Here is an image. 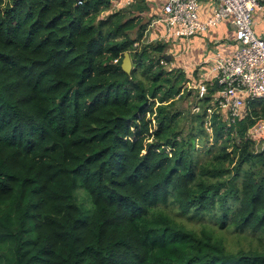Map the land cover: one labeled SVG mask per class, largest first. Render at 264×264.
<instances>
[{
  "label": "trees",
  "instance_id": "obj_1",
  "mask_svg": "<svg viewBox=\"0 0 264 264\" xmlns=\"http://www.w3.org/2000/svg\"><path fill=\"white\" fill-rule=\"evenodd\" d=\"M112 2L0 0V264H264V99L233 122Z\"/></svg>",
  "mask_w": 264,
  "mask_h": 264
},
{
  "label": "built area",
  "instance_id": "obj_2",
  "mask_svg": "<svg viewBox=\"0 0 264 264\" xmlns=\"http://www.w3.org/2000/svg\"><path fill=\"white\" fill-rule=\"evenodd\" d=\"M209 6L211 13L203 19L201 11ZM258 11L264 13V0H168L152 21L154 26L165 27L162 38L167 40H189L213 31L225 21L234 27L238 47L235 53L226 58L217 55L213 65L205 63L210 73L194 87L201 99L218 82L212 105L233 121L249 102L264 99V38L254 29Z\"/></svg>",
  "mask_w": 264,
  "mask_h": 264
},
{
  "label": "rangeland",
  "instance_id": "obj_3",
  "mask_svg": "<svg viewBox=\"0 0 264 264\" xmlns=\"http://www.w3.org/2000/svg\"><path fill=\"white\" fill-rule=\"evenodd\" d=\"M132 4L133 5L139 4V6H142L143 10H144L143 14L138 9H136V8L133 9ZM125 8H129V9L131 8L132 9L133 12H132L131 17H133V16L137 17V16H140L142 14V18H143L144 23H149V24L152 23L153 20H152V17H150V12H151L152 6H151V2L148 3L147 0H113L111 11L106 13L105 15L107 16L112 11L117 12V11H120V10L125 9ZM255 32H256V29H255ZM132 36H133V38H135L134 32L132 33ZM196 39H199L198 43L195 42ZM167 41L168 40L165 38H162V39L156 40V41H150V42L144 41V45L151 44V46L153 48H155L156 45H163V46L166 45V50H165L164 55L169 56L171 58L169 63L166 64V68L168 70L171 71V70H175V69H181L188 75V77H191V76L197 77L198 81L200 79H202L206 70L203 71L201 69H205V66H207L205 64L202 65V63L204 61H206L205 58L207 57L208 48H205V50L202 51V48H200V47L206 46V45H208V43H210L208 34H201V35L195 36L189 40H186V39H184V40L183 39L169 40L170 43L166 44ZM178 50H179V52H178ZM200 51H202L204 53H202ZM200 60H204V61L201 62ZM189 62L196 64V66L186 65V63H189ZM198 64H200V65H198ZM200 70L202 72H200ZM194 87L195 86L193 83L188 84V88L193 89V91H195V93H196V89ZM188 104H190V103H188L187 101L183 103L184 107H187ZM195 106H196L195 104L191 106L193 108L192 109L193 113L199 111V107H195ZM212 110L214 111V109H212ZM220 112L223 113L222 111H220ZM209 113H211V111H209ZM224 114H226V113H224ZM233 122H235V121H233ZM258 130H259V128H257V127L254 128L251 131L252 136L254 137V139H256L258 141L264 140L263 132H260V131L258 132ZM261 135H263V137ZM82 191H83L82 189L78 190V192H82ZM83 203H84V207H85V215H88L92 205L89 202V199H87L86 201H83ZM231 240H233V239H231ZM234 245L237 246V244H234ZM243 246L246 247L247 244L244 243Z\"/></svg>",
  "mask_w": 264,
  "mask_h": 264
},
{
  "label": "crops",
  "instance_id": "obj_4",
  "mask_svg": "<svg viewBox=\"0 0 264 264\" xmlns=\"http://www.w3.org/2000/svg\"><path fill=\"white\" fill-rule=\"evenodd\" d=\"M147 1H148V3L151 2L152 8H151V12H150V17H152V20H154V19H156V17L160 13L163 5L168 0H147ZM207 8L204 9V12L201 11L203 19H206L207 16H209V14L211 13V7L209 6ZM254 21H255L254 22V26H255L254 29H256V34L259 37L264 38V13L262 11H258L255 14ZM150 24H149L148 29L146 31L144 41L150 42V41H156V40L162 39L163 35L166 32L165 27L161 24L156 25V26H154L152 23H150ZM207 34L209 36L210 43H208V45H206V46L200 47V48H202V51H204L205 48H208L207 57L205 58L206 61L200 60L201 62L204 61L202 63V65H204L205 63L212 64V60L219 54H221L225 58L233 56V54L235 53V51L238 47H237V43L235 41V29L229 23V21L223 22L221 25H219L217 28H215L213 31H211ZM195 42L198 43L199 39H196ZM167 43H170V41L168 40L166 42V44ZM202 51H200V52H202ZM178 52H179V50H178ZM202 53H204V52H202ZM200 64H198V65H200ZM186 65L196 66V64H193L190 62L186 63ZM206 69L207 68L205 66V69H201V70L205 71ZM201 70H200V72H202ZM209 73H210V70L205 72L203 77L209 75ZM215 85H216V83H215ZM256 127L259 128L258 132L259 131L263 132V135H264V121L260 122Z\"/></svg>",
  "mask_w": 264,
  "mask_h": 264
},
{
  "label": "water",
  "instance_id": "obj_5",
  "mask_svg": "<svg viewBox=\"0 0 264 264\" xmlns=\"http://www.w3.org/2000/svg\"><path fill=\"white\" fill-rule=\"evenodd\" d=\"M168 61L171 60V58L169 56H167ZM122 69L127 72V73H131L132 69H133V63L130 57L129 53L125 54V58L122 64ZM218 87V82H216V87L214 88V91L217 89Z\"/></svg>",
  "mask_w": 264,
  "mask_h": 264
}]
</instances>
